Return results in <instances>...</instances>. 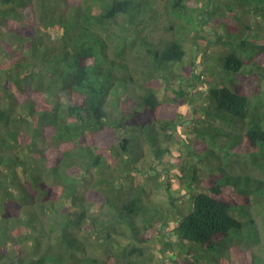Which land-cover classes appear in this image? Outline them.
Returning <instances> with one entry per match:
<instances>
[{"label": "trees", "instance_id": "obj_1", "mask_svg": "<svg viewBox=\"0 0 264 264\" xmlns=\"http://www.w3.org/2000/svg\"><path fill=\"white\" fill-rule=\"evenodd\" d=\"M5 23L31 26L0 39V264H264V0H0ZM192 124L236 158L163 166L151 200L146 145L157 173Z\"/></svg>", "mask_w": 264, "mask_h": 264}, {"label": "rangeland", "instance_id": "obj_2", "mask_svg": "<svg viewBox=\"0 0 264 264\" xmlns=\"http://www.w3.org/2000/svg\"><path fill=\"white\" fill-rule=\"evenodd\" d=\"M26 11V18L31 20L32 19V13L30 9H25ZM31 26V23H25V25H16V24H10V23H5L0 25V39L1 38H8L9 31L10 30H15L19 31L21 33H24V31H27ZM48 33L51 34L52 37H56L59 35L60 30L57 28H51L48 30ZM159 35L163 34V31L160 30L158 31ZM0 61L3 62L2 64H8L10 61L9 56L4 53L0 52ZM158 96L161 99H165L166 97L169 96V94L163 89L159 88L158 90ZM189 110V105H184L182 107V111L188 112ZM203 117L202 114H197L194 118H201ZM194 122H198L194 119ZM192 125H184L179 127V133L183 139H185V144L181 145L179 141H175L174 143L171 144V149L172 152L168 153V155L164 158L165 162L164 163H159L157 165V168L160 169L159 172L155 173L152 168H150V163L154 164L155 158L154 155L149 152V147L146 145V159L145 161H141V163H147L146 165V172L140 173L136 175L137 180H142V179H148L147 180V188L149 189L150 192V199L155 201V202H161V203H166L168 200V191L165 183V171L163 170V166H167V171L170 172L168 176V180L173 183L174 187H178L179 184V179L177 178L176 175L182 174V168L186 165H188L190 162L195 161L197 162L198 167L200 168V173L203 175H206L211 171L212 166H217L218 163L221 161L224 163L232 161L234 158H236L235 154H229L227 155L226 150L224 149V152L220 151L218 149V145H214L212 143H207L208 137H203L205 140L200 139L198 136L195 135V133L190 132L192 130ZM226 138L223 137H218V141H225ZM197 140L200 141H205L206 144L199 142L197 144ZM210 149H214L218 153H220V156H218L216 153L210 152ZM208 152V153H207ZM221 157V160L219 159ZM243 158V157H242ZM140 164V163H139ZM240 164H236V170L238 169L240 171ZM217 172L219 173L218 169H216ZM253 174L259 175V173L254 172ZM142 175V176H141ZM260 176L264 177V173L260 174ZM175 195H178L177 192H175ZM126 241V240H124ZM160 246L159 242H155L152 245V251H149L148 255L153 254L154 257V262L155 264L158 262H163L166 261L168 262V259L164 257L163 253L160 251ZM195 252V250H194ZM172 255V253H171ZM187 260L185 261V264H190L192 260H194V256L189 255L187 256ZM148 263V262H147ZM149 264V263H148Z\"/></svg>", "mask_w": 264, "mask_h": 264}]
</instances>
